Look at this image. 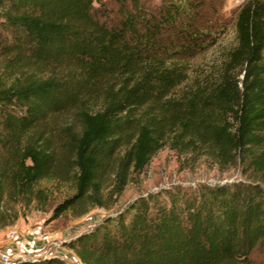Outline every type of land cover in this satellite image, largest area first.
<instances>
[{"label": "trees", "instance_id": "obj_1", "mask_svg": "<svg viewBox=\"0 0 264 264\" xmlns=\"http://www.w3.org/2000/svg\"><path fill=\"white\" fill-rule=\"evenodd\" d=\"M116 7L110 23L104 0H0V57L14 74L0 82V231L14 224L18 206L47 205L42 181L74 187L51 220L103 207L102 178L113 155L124 146L115 164L119 192L125 172H140L174 129L221 158L238 161L257 150L264 166V2L239 12L238 47L221 80L177 101L171 97L187 69L169 64L158 36L189 14L169 5L147 20L138 18L141 0H116ZM25 68L49 76L22 77ZM64 116L77 131L58 124ZM66 246L81 264H259L264 187L174 185L136 199ZM20 264L66 263L41 257Z\"/></svg>", "mask_w": 264, "mask_h": 264}, {"label": "rangeland", "instance_id": "obj_2", "mask_svg": "<svg viewBox=\"0 0 264 264\" xmlns=\"http://www.w3.org/2000/svg\"><path fill=\"white\" fill-rule=\"evenodd\" d=\"M144 5V19H158L163 8L173 5L189 14L187 18L174 23V28L159 29L158 40L169 64L184 66L187 81L176 89L171 97L180 100L183 95L197 86L218 83L226 69L230 52L238 47L235 24L239 12L253 0H141ZM264 2V0H256ZM111 23L118 20L116 0H104ZM141 21V20H140ZM8 59L0 57V82L10 81L14 76L7 66ZM23 76L46 78L45 70L25 68ZM230 79L234 80V75ZM242 75L238 77L241 79ZM9 79V80H8ZM98 106H93L95 110ZM60 125H73L71 116L59 119ZM78 130L77 125H73ZM124 149H119L110 160L102 178V199L104 206L88 207L80 216L66 211L56 220H51L54 207L74 194L70 182L42 181L38 187L48 195V202L40 206L35 200L16 208L14 224L0 231V253L9 256L15 264L40 257H56L66 264H81L66 244L79 234L88 232L106 217L115 215L136 199L174 185L196 183H230L232 181L258 182L264 187V166L255 160L257 150L246 153L235 161L232 155L221 158L213 150L191 142L178 129L165 135L161 148L153 154L140 172L129 168L125 182L118 192L116 188V162ZM165 199L164 196L160 197ZM34 236L26 235V230ZM11 230L17 232L15 239H9ZM264 264V254L255 256Z\"/></svg>", "mask_w": 264, "mask_h": 264}, {"label": "built area", "instance_id": "obj_3", "mask_svg": "<svg viewBox=\"0 0 264 264\" xmlns=\"http://www.w3.org/2000/svg\"><path fill=\"white\" fill-rule=\"evenodd\" d=\"M26 235L28 236H34V232L31 231V230H26L25 231ZM17 236V232L15 230H11L9 233H8V238L9 239H15ZM0 264H15L11 261V259L9 258L8 255L6 254H1L0 253Z\"/></svg>", "mask_w": 264, "mask_h": 264}, {"label": "water", "instance_id": "obj_4", "mask_svg": "<svg viewBox=\"0 0 264 264\" xmlns=\"http://www.w3.org/2000/svg\"><path fill=\"white\" fill-rule=\"evenodd\" d=\"M41 258V257H40Z\"/></svg>", "mask_w": 264, "mask_h": 264}]
</instances>
